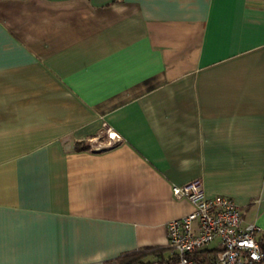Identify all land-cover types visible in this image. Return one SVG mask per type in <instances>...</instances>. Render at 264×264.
Masks as SVG:
<instances>
[{
  "label": "crops",
  "instance_id": "obj_1",
  "mask_svg": "<svg viewBox=\"0 0 264 264\" xmlns=\"http://www.w3.org/2000/svg\"><path fill=\"white\" fill-rule=\"evenodd\" d=\"M197 179L264 237V0H0V264L169 260Z\"/></svg>",
  "mask_w": 264,
  "mask_h": 264
},
{
  "label": "built area",
  "instance_id": "obj_2",
  "mask_svg": "<svg viewBox=\"0 0 264 264\" xmlns=\"http://www.w3.org/2000/svg\"><path fill=\"white\" fill-rule=\"evenodd\" d=\"M103 147L122 137L104 124ZM175 199H185L192 210L165 225L170 258L164 264H264V237L253 222H243L240 208L226 195H205L200 180L173 185ZM141 264H161L157 260Z\"/></svg>",
  "mask_w": 264,
  "mask_h": 264
},
{
  "label": "trees",
  "instance_id": "obj_3",
  "mask_svg": "<svg viewBox=\"0 0 264 264\" xmlns=\"http://www.w3.org/2000/svg\"><path fill=\"white\" fill-rule=\"evenodd\" d=\"M161 251H162L161 249H157V250L152 249V250L127 253V254H124V255L118 257L115 260V262L112 264H141V263H145L144 261H142V258L147 256V255H150V254L157 257L158 262H160L161 264H164V263L168 262V260H164L162 258V255H161L162 253H160Z\"/></svg>",
  "mask_w": 264,
  "mask_h": 264
},
{
  "label": "rangeland",
  "instance_id": "obj_4",
  "mask_svg": "<svg viewBox=\"0 0 264 264\" xmlns=\"http://www.w3.org/2000/svg\"><path fill=\"white\" fill-rule=\"evenodd\" d=\"M104 143H105V142H97V144H96V145H97V146H99V145H100V147H103V146H104V145H103Z\"/></svg>",
  "mask_w": 264,
  "mask_h": 264
}]
</instances>
